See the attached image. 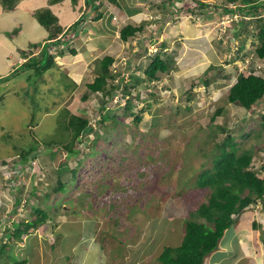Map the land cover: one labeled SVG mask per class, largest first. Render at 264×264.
Here are the masks:
<instances>
[{
    "label": "rangeland",
    "instance_id": "rangeland-1",
    "mask_svg": "<svg viewBox=\"0 0 264 264\" xmlns=\"http://www.w3.org/2000/svg\"><path fill=\"white\" fill-rule=\"evenodd\" d=\"M102 1L103 16L98 20H94L92 12L85 15L88 9L83 0L77 5L71 0L53 5L50 0H23L14 11L0 4V78L19 69V74L0 84V95L4 94L0 101V187L4 191H0V204L6 203L4 206L8 209L0 218V236L5 229L3 221H11L7 217L9 209L14 207L19 195L14 192L15 181L5 182L11 177H22L25 192L29 193L27 198L21 195L24 206L13 210L15 215L20 213L12 220L14 224L22 219H34L33 206L44 208L51 215L47 228H38L22 241H9L16 242L15 254L22 260L27 259L26 264H33L31 258L40 263L45 259L43 256L51 253L65 263L80 264L83 258L76 253L75 243H84L82 236L88 233H94L96 242L104 246L108 264H156L162 249L182 238L184 220L209 197V189L193 184L200 173L212 168L213 148L225 135L218 126L233 128L236 134L243 129L250 132V138L242 139L240 151L253 149L252 169L264 176L261 169L264 97L251 110L227 101L230 86L239 73H249V58L257 60L251 66L254 73L264 76V60L255 52L260 46L254 36L259 32L258 20H253L251 26L233 25L228 36L219 34L220 26L204 24L217 21L218 12L206 15L210 21L197 18L200 14L195 15L196 2L191 3L194 7L191 15H181L172 13L174 10L167 4L164 8L157 7L164 0H121L127 8L110 0ZM256 1L264 10V2ZM228 2L214 0L212 3L219 7L229 5ZM40 8H50L65 27L84 16L79 24L80 32L71 43L76 52L66 50L56 58V67L38 76L34 68L23 70L19 61L24 60L23 53L30 49V44L38 43L42 47L46 44L48 32L33 16ZM130 10L139 13H130ZM132 20L153 23L145 25L147 33L124 42L120 39V29ZM160 42L170 44L164 51L176 59L180 70L164 78L155 88L143 85L131 90L132 95H140L132 108L136 114L143 111L140 123H135L136 116L124 114L118 97L115 105L102 112L116 117L106 119L101 132L97 122L102 117L95 114L96 119L92 121L95 131L84 136L87 144L80 146L77 157L69 161L77 172L64 193L55 194L48 181L57 179L58 169L68 158L66 153L52 161L49 151H44L21 169L11 162L17 149L21 152L37 142L56 141L55 137L61 135L66 111L93 116L101 102L97 96L86 101L83 96L98 75L100 61L105 56L116 55L113 72L122 71L123 82L131 87L130 75L135 70L133 55L143 47L154 54L161 48ZM242 42H246L244 48L238 55L233 54L231 49H236V44L240 48ZM46 47L49 49L52 45ZM245 53H248L246 60H240ZM230 57H235V61H230ZM30 60L38 61L35 57ZM205 76L212 80L209 88L201 83L195 89L190 88ZM119 80L116 78L113 82ZM221 108L224 111L218 114ZM45 192L51 196L46 198ZM255 208L256 222L264 225V207L257 204ZM5 241L8 239H1L0 244ZM86 243L88 248L94 245L90 240Z\"/></svg>",
    "mask_w": 264,
    "mask_h": 264
},
{
    "label": "trees",
    "instance_id": "trees-1",
    "mask_svg": "<svg viewBox=\"0 0 264 264\" xmlns=\"http://www.w3.org/2000/svg\"><path fill=\"white\" fill-rule=\"evenodd\" d=\"M23 0H0V4L9 11H14ZM63 0H50V4H56ZM74 4H79L82 0H71ZM234 2L237 9L243 15H255L260 5L256 0H230ZM239 1V2H237ZM242 5H239L241 4ZM264 2V0H262ZM85 3L87 13L89 15L93 13L94 20L102 18L103 13L100 11L103 5L102 0H83ZM110 2L124 6L127 8V4L121 3V0H110ZM122 4V5H121ZM231 10V9H230ZM234 9H232L233 11ZM137 10L129 11L130 13H136ZM33 16L38 23L42 25L48 32L46 44L41 49L37 62L32 63L25 62L23 64V70L28 68H34L38 76L49 71L53 67H56V58L63 56L66 50H69L72 54L76 52L72 48V42L74 38L79 34L80 22L83 20V16L76 20L73 24L65 27L60 24L59 18L51 11L50 8L37 9ZM110 20V18H109ZM247 22L245 19L240 24L245 25ZM259 32L257 35L260 46L255 49L258 57L264 60V18L258 19ZM152 21H146L143 23L129 21L128 24L120 29V39L124 42H129L134 39L138 34L147 33L145 25L152 24ZM100 28V27H99ZM94 30H99L94 28ZM46 45H52L53 51L47 49ZM167 42H160L161 47L159 51L154 54H149L147 49L139 48L133 55L135 70L131 73V87L129 83H124V75L122 71L116 73L113 72L112 66L115 62L116 55L105 56L99 64L98 75L94 77L93 83L88 85L87 94L83 96V99L88 100L91 96H97L101 102V106L93 111V116L90 114L75 115L68 111L65 115L62 125L60 126L61 135L56 136V141H45L43 144L37 142L33 145H29L28 148L23 149L21 152L17 149L15 157L12 159V163L21 168L26 163H31L36 156H41L44 151H49L48 155L53 159L61 153H66L68 158L66 162L61 165L57 171V179L55 181L49 180V185L55 194L64 193L66 186L69 183L74 182L76 178L77 168H72L69 161L77 157L79 147L86 145L87 142L83 139L88 132L95 131L92 127V121L96 119L95 114L103 118L97 123L102 127L106 119H115L116 115H111L110 112L103 114V110L111 108L115 105V98L118 97L122 103L121 110L127 116H136L135 123H140L143 119L142 113H135L133 111L134 104L140 99L139 93L132 95L131 90L136 87H142L143 85L149 88H155L164 78L171 76L173 72L179 71L180 67L176 59L167 53L169 48ZM244 46V44H243ZM41 45L38 43L30 44L29 52L32 49L40 50ZM24 53L27 56L29 53ZM164 51V52H163ZM33 51L31 52V54ZM239 54V53H238ZM247 53L243 54L239 59L245 61ZM234 58L230 61L234 62ZM32 63V64H31ZM253 65V64H252ZM249 67V73L245 74L240 72L237 79L230 86L227 101L231 104L239 105L241 108L251 110L263 97H264V76L254 73V68ZM130 65L127 64V67ZM211 66L209 67L210 70ZM213 65L211 69L214 70ZM238 69L237 66H235ZM251 68V69H250ZM22 70V71H23ZM18 70H14L8 76L0 78V84L9 81L16 76ZM257 72V71H256ZM19 74V73H18ZM224 77L229 79V75L225 74ZM120 79L117 83H114V79ZM212 80L209 77L196 80L192 83V89L199 86L198 83L206 87H210ZM191 89V90H192ZM189 91L188 95L191 93ZM101 93V96L98 94ZM4 94L0 95V101L3 99ZM27 98V97H26ZM25 98V99H26ZM189 99V97H188ZM35 104V103H34ZM224 108L217 111L218 114H222ZM117 112V111H116ZM115 112V113H116ZM92 115V114H91ZM215 116L211 118L213 122ZM98 130V131H99ZM218 130L224 132V137L221 138L213 148L214 160H212V168L206 169L195 180L193 186L202 189H209L210 194L206 202L202 203L194 212L190 213V217L184 220L185 235L182 243L178 247H165L160 256L158 257L157 264H204L205 260L214 251L219 249L220 241L224 237L225 231L229 229L234 223V215L244 212L249 207L255 205L258 201L264 204V176L261 177L256 171L252 169V163L254 160L253 149H244L240 151L242 139L250 138V132L246 129L241 130L236 134L233 128H225L218 126ZM97 131V130H96ZM101 132V130H100ZM99 132V133H100ZM33 139L36 137L33 135ZM12 154V153H10ZM32 156V157H30ZM8 162V161H6ZM83 164V159H81ZM29 166V164H28ZM78 166V165H76ZM30 167V166H29ZM264 170V165L261 166ZM67 174V177L65 176ZM17 176V175H16ZM22 179V177H17ZM13 177L12 181H15L17 185L15 187L18 191L20 198L21 195L28 197L29 193L25 192V186L23 181ZM16 197L15 207L19 205L18 197ZM51 196L50 193L46 194V198ZM2 204L0 208V218L3 216V211L7 210V207ZM159 206L156 212H159ZM35 218L26 222H19L14 224L16 227L6 226L4 233L0 236V240L5 238L8 241L0 244V264H26L25 260L20 259L15 254L14 243H9L11 239L15 241L23 240L24 236L36 231L40 227L47 228L51 224V215L45 212L41 207L33 206Z\"/></svg>",
    "mask_w": 264,
    "mask_h": 264
},
{
    "label": "crops",
    "instance_id": "crops-1",
    "mask_svg": "<svg viewBox=\"0 0 264 264\" xmlns=\"http://www.w3.org/2000/svg\"><path fill=\"white\" fill-rule=\"evenodd\" d=\"M136 13L138 14L139 12L136 11ZM191 31H193L191 33H197L196 30ZM257 204L264 207V204L259 202L242 212L233 228L224 234L219 250L209 255L204 264H264V235L261 236L262 231L264 233V225L257 223L255 220L257 213L255 206ZM229 231L231 233L227 234ZM183 237L184 234L182 238L178 237L174 242L175 244L171 246L178 247ZM96 238L94 233H88L85 237L82 236L84 243H75L76 253L80 257L82 256L85 264H108V254L104 246L96 242ZM85 239H87L86 242L88 240L92 241L94 244L92 248H88V243L85 242ZM43 257L45 259L40 260V263L31 258L33 264H54L55 259L52 254H46ZM73 264L77 263L73 262Z\"/></svg>",
    "mask_w": 264,
    "mask_h": 264
},
{
    "label": "clouds",
    "instance_id": "clouds-1",
    "mask_svg": "<svg viewBox=\"0 0 264 264\" xmlns=\"http://www.w3.org/2000/svg\"><path fill=\"white\" fill-rule=\"evenodd\" d=\"M214 0H189L188 2H187V4H185V6H180V0H164L163 2H161V3H159V5H157V7H162V8H164L165 7V5L167 4V6L168 7H171L173 10H174V12L172 11V13H174V14H179V13H181V15H191L192 13H193V8L194 7H192V5H191V3H195L196 2V4H197V8H198V11L195 13V15H197V14H200V15H198L197 16V18H199V20L201 19V21L203 20V18H205V21H210L211 19H209V18H207L206 17V15H210V14H213L214 12H218L219 13V18H218V20L217 21H215V20H211V22H204V24H207V25H209V24H211V25H216V26H220L219 28H218V30H219V34H221V35H225L226 33H227V35L229 36L230 35V31H232V29H233V25H235V24H240V22L242 21V20H246V21H251V23H252V21L253 20H258L259 18H264V10H261L260 9V7H259V9L257 10V12H256V14L255 15H257V16H252V15H249V14H247V15H243L238 9H237V6H235L234 4V2H232V1H230V2H228V4L229 5H225V4H221L219 7L217 6V5H215V3H212ZM260 1H262V0H260ZM171 3L170 4V6H169V4L168 3ZM239 5H242V3L241 4H239ZM242 7H243V5H242ZM231 9V10H230ZM232 9H234L233 11H232ZM235 13H239V15L241 16V18L240 19H238V20H235V19H233V20H231V21H228V22H226L225 24H222V21H223V16L225 15V14H230V15H233V14H235ZM115 17V16H114ZM183 17L184 16H181V20H183ZM152 21V20H151ZM204 21V20H203ZM250 26L252 25L250 22H247ZM197 25L199 24L198 22L196 23ZM203 24V25H204ZM226 35V36H227ZM77 37H75V39H76ZM229 39L230 40H233V38L230 36L229 37ZM243 44H244V46H245V44H246V42H242L241 43V45H240V48L238 47V45L236 44V49H231L232 50V53L234 54V53H236V55H238V51L240 50V49H243L244 48V46H243ZM253 45V44H252ZM43 47H42V45H41V48H40V50H37L38 51V53H29L27 56H25L24 55V53L26 52V51H28V50H26V51H24V53H23V56L25 57L24 58V60H21V61H19L20 63H22V64H24L25 62H27V61H29L30 59H32L33 57H38V55H39V53H40V51H41V49H42ZM33 50H35V49H32V51ZM49 50L52 52L53 51V46L52 47H50L49 48ZM237 50V51H236ZM33 55H37V56H33ZM247 56H248V53H247ZM246 56V57H247ZM58 57H60V56H58ZM231 59L230 60H232L233 59V57H230ZM235 58V57H234ZM250 59V65H254L255 64V62L257 61V60H255L254 58H249ZM245 60H246V58H245ZM261 60V59H260ZM235 61V60H234ZM259 65H261V64H259ZM258 65V66H259ZM250 67V66H249ZM208 69H209V67H208ZM258 72V71H257ZM96 77V76H95ZM95 79V78H94ZM93 83V82H92ZM232 85V84H231ZM37 158H38V156H36ZM34 160V159H33ZM32 160V161H33ZM84 160V159H83ZM4 175H6V174H2L1 176H4ZM14 177H16V176H14ZM13 180V177H11L9 180H5V182H7V181H12ZM16 185H14V192H17V193H15L16 194V196L19 194L18 193V191H16V188L17 187H15ZM12 188V187H11ZM0 191L3 193L4 191H3V189L0 187ZM48 192H45V196H46V194H47ZM1 199H2V197H1ZM15 201H16V198H15V200H14V207H12V208H10L9 209V213H10V216H7L8 218H10L11 217V221H9V219H7L6 220V222H8V223H5L4 221H3V224H5L4 225V228L6 227V226H10V225H13L14 224V222L12 221V220H14V218L17 216V215H20V213L19 214H17V215H15L14 214V212H13V210L15 211V209L16 210H18V208L20 207V206H24V203H23V201L21 200V198H20V195H19V197H18V202H19V205L18 206H16L15 207ZM260 201H258L257 203H259ZM262 203V202H261ZM4 204H6V203H4ZM2 206V204H0V207ZM35 207H37V206H34V208ZM42 209H44V208H42ZM8 210V209H7ZM241 214V213H240ZM240 214H236V215H234L233 216V218L235 219V223L229 228V229H232L233 228V226L236 224V222H237V218H238V216L240 215ZM13 215H15V216H13ZM27 221H29V220H27ZM20 222H26V220H20ZM184 223V222H183ZM181 228H182V231H183V234L185 235V230H184V225H183V227L181 226ZM229 229H227L226 231H225V233L229 230ZM0 231H2V229H0ZM151 231L153 232V231H155V227H153L152 229H151ZM148 232V231H147ZM30 234H32V233H30ZM30 234H27V235H30ZM149 234L151 235V233L149 232ZM152 238V237H151ZM223 239V238H222ZM149 241H150V238H149ZM221 242V241H220ZM55 241L53 242V247H55ZM182 243V242H181ZM165 247H172V246H165ZM164 247V248H165ZM164 248L162 249V251L164 250ZM219 248H220V245H219ZM219 250V249H218ZM162 251H161V253H162ZM217 251V250H216ZM216 251H214V252H216ZM213 252V253H214ZM160 253V254H161ZM52 254V253H51ZM160 254H159V256H160ZM53 255V254H52ZM158 256V257H159ZM157 257V256H156ZM54 259H55V261H54V264H56V262L58 261V264H73V263H65V261L64 260H61V259H59L58 257H54ZM25 261H27V259L25 260ZM157 262H158V259L156 260ZM157 262H155L156 264H157Z\"/></svg>",
    "mask_w": 264,
    "mask_h": 264
},
{
    "label": "built area",
    "instance_id": "built-area-1",
    "mask_svg": "<svg viewBox=\"0 0 264 264\" xmlns=\"http://www.w3.org/2000/svg\"><path fill=\"white\" fill-rule=\"evenodd\" d=\"M181 2H180V6H185V4H187V2L189 1V0H180ZM241 18V16L239 15V13H235V14H233V15H230V14H225L224 16H223V21H222V24H225L226 22H228V21H231V20H233V19H235V20H238V19H240Z\"/></svg>",
    "mask_w": 264,
    "mask_h": 264
}]
</instances>
